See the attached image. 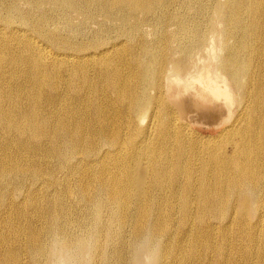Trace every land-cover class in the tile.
Listing matches in <instances>:
<instances>
[{
	"label": "bare ground",
	"instance_id": "bare-ground-1",
	"mask_svg": "<svg viewBox=\"0 0 264 264\" xmlns=\"http://www.w3.org/2000/svg\"><path fill=\"white\" fill-rule=\"evenodd\" d=\"M46 3L49 10L32 14ZM208 11L213 31L206 36L196 19ZM58 13L66 17L51 28V14ZM70 13L94 28L61 35L73 27ZM171 14L172 21H164ZM213 18L225 25L218 34ZM106 21L121 23L114 28ZM229 36H236L235 45L226 41ZM236 99L240 109L231 118ZM191 115L223 117L229 126L212 137L222 142L188 157L184 121ZM0 148H27L45 165L0 155V198L22 179L31 180L37 192L40 185L53 186L61 169L99 163L97 192L88 190V179L75 185L80 201L93 206L90 233L105 227L112 238L115 225L125 234L130 217L129 234L118 243L158 251V264L166 262L164 250L177 234L184 236L175 239L179 264L196 260V244L185 243L191 237L204 251L199 264H264V0H0ZM44 157L56 161L51 169ZM136 163L146 167L151 186L144 189L155 192L151 207L140 200V180L130 174L128 165ZM67 199L52 201L47 227L26 230L34 257L46 256L53 246L74 262L69 251L75 247L63 228L72 225ZM243 241L247 259L240 252ZM232 245L243 257H229ZM123 255L115 252L108 264H120ZM9 257L15 264L14 251Z\"/></svg>",
	"mask_w": 264,
	"mask_h": 264
},
{
	"label": "rangeland",
	"instance_id": "rangeland-1",
	"mask_svg": "<svg viewBox=\"0 0 264 264\" xmlns=\"http://www.w3.org/2000/svg\"><path fill=\"white\" fill-rule=\"evenodd\" d=\"M209 4L210 1H207V5ZM173 5L174 7L177 5L175 7V11L181 10V5L179 1L175 2ZM19 7L23 11H27L28 9L26 4H21ZM50 7L51 4H42L39 7L33 8L32 14L34 16L41 15L45 11L49 10ZM193 9L194 8L190 6L186 10V15L190 16ZM64 16L66 17V14L62 15L58 13L55 14V16L51 14L49 26L51 28L56 26L57 28V26H59V23L63 21ZM171 16L172 14L166 15L164 21H172ZM209 16H213L210 11L204 13L202 16L199 17V19H196V22H198L200 26H202L203 32H205L206 36H209L213 31L212 27H210L209 22L207 20ZM69 17L71 19L73 27L66 28L59 32L63 36L74 35L77 31H83L85 34H88V29L94 28L95 26V24H92L89 21L84 22L85 19L81 14L70 13ZM217 20L218 18H213V21L217 22ZM115 23L120 24L121 22L106 21L103 23V25L113 26L115 28ZM126 24H130V21L126 22ZM217 25L218 27L217 29L215 28V31L218 34L224 28L225 25L221 21H219ZM114 28L110 31L112 32ZM148 29H152V26L150 25ZM219 36L222 38L223 44V39L225 38H223L222 35ZM8 40L9 39L4 40L3 42H7ZM235 40L236 36H229L226 41H228L230 45H235ZM250 43L252 44V42ZM197 54L198 52L195 53V55ZM223 54H225V52H223L222 49L220 55ZM176 58L180 57L176 55ZM189 62L192 68L197 66L196 61L189 60ZM129 75L133 80L136 79L134 74ZM232 108L233 109L230 114L231 118L235 117L236 112H238L240 109L237 99L234 102ZM223 119V117H219L216 119H211L209 117L197 119L196 117H192V115L188 119H186V121L184 122L185 125L188 126V135L186 134V136L183 137V145L186 151L185 155L190 157L199 149H203L205 146H208L210 142L220 143L223 138L217 139L216 141L213 140L212 137H216L223 128H228L229 123ZM7 154L10 155L8 159L16 160L21 164H29L30 162L34 161L42 169L45 166L43 162L38 163L36 161V158L38 156L36 154H33L32 152H28L27 148H20L19 151H15L13 148H10L9 150H4L0 148L1 156ZM44 160L49 163L47 165L50 169L51 166L54 165L56 162L52 157H44ZM107 160H109V162L111 163L113 161V158H108ZM123 166L127 167L126 165ZM73 168L75 169H73L71 172L67 171L65 168L61 169L58 172H55V184L53 186L40 185V189L37 190V192L30 187V183L32 181L26 178L24 180L22 179L23 184H21L16 190H14L11 186L8 185L6 191L9 193L5 197L0 198V264H11L9 257L10 251L15 252V264H108L113 261L114 253L117 251L124 252L123 257L120 260V264H158L160 261L158 251H153L150 254V250L148 249V247L143 244L138 243L135 246L128 245L126 247H122L118 243V240L121 236H128L129 234L128 231L132 224L130 217H128L126 220L127 222L125 225V234L122 232H116V230H118L119 228L115 225H112V229L114 230V236L112 238H108L106 236L105 227L97 230L96 233L89 232V228L92 223L93 206L88 203H82L80 201L75 185L82 183L84 179H88L91 183V186H88V190L91 188V190L94 189L97 192V179L102 177L100 170L101 167L99 163H95L90 165H73ZM128 168L133 178L140 180L138 186L140 188V194L143 196V199H140L137 194H134V197L140 199L141 201L144 200V204L149 205L151 207L153 205L151 199L155 192L153 191L152 194L144 189L145 185H150L146 180V178L148 177V174L146 175V167L144 165L136 163L135 165H128ZM187 168L188 167L185 166L182 172L185 177H187ZM196 175L198 176L199 173H197ZM185 177L182 178L186 179ZM141 178L143 179L141 180ZM183 179H181L182 182H184ZM68 185L74 186L70 193L66 192V188ZM169 189L171 192H174L176 188H171L169 186ZM60 197L66 199L68 198L67 200H70L67 201V204L71 210L69 213H71L72 225L64 224L63 228L67 234L66 239L69 240L75 247V249L69 251L75 257L73 263H67L65 261V257L67 256L68 252H66L63 248H59L58 250H56L53 246H50L49 252L46 256L36 258L31 254V250L27 245L28 239H26V230L35 231L39 230V228L41 227H47L49 225V213L52 211L50 204L53 200H59ZM31 199H33L35 201V204L39 206V211L33 210V204L30 202ZM94 199L99 200L100 196L94 194ZM168 201L170 202V200ZM130 208L133 209V205H130ZM243 210L244 209H240L238 206L239 212H242ZM169 212L170 210H168L166 214ZM102 216L105 220L107 218V212L103 211ZM180 217L181 208L179 209L178 221ZM17 230H19L20 233H22L23 235H18ZM180 231L181 227L177 223L176 233ZM217 235V240L219 241L220 232H218ZM177 238L182 241L184 236H179L177 234L173 239L175 243L172 241L171 244L168 245V247L164 250L165 254L163 258H165L166 261L164 264H179L181 252L177 250V244L175 240ZM233 238H235L234 232L232 233L231 239ZM191 239L192 240H185V243L196 244L193 253L196 260L189 261V264H199V262L202 260L200 258L204 255V251L200 244L195 241L194 237H191ZM247 244L248 241H243V243L240 245V252L244 254V257L236 252L235 245H232L230 249L227 248V254L229 255V257L235 256L237 259L240 257L247 259L244 251ZM178 259L179 262L177 263Z\"/></svg>",
	"mask_w": 264,
	"mask_h": 264
}]
</instances>
